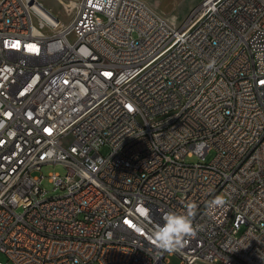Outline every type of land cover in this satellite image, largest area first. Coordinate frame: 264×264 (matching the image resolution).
<instances>
[{
  "label": "built area",
  "instance_id": "1",
  "mask_svg": "<svg viewBox=\"0 0 264 264\" xmlns=\"http://www.w3.org/2000/svg\"><path fill=\"white\" fill-rule=\"evenodd\" d=\"M39 6L0 0L23 14L0 36V264H264V0H199L180 25L143 0H74L56 39ZM189 202L197 235L156 249Z\"/></svg>",
  "mask_w": 264,
  "mask_h": 264
},
{
  "label": "rangeland",
  "instance_id": "2",
  "mask_svg": "<svg viewBox=\"0 0 264 264\" xmlns=\"http://www.w3.org/2000/svg\"><path fill=\"white\" fill-rule=\"evenodd\" d=\"M74 0H39L42 5L51 10L55 17L61 20V23L68 25L70 23L71 14L68 12V4ZM155 12L167 18L172 24L180 25L197 7L199 0H143ZM50 32V30H49ZM103 153L108 152L107 147L102 148ZM214 156V152L207 157L208 161ZM190 162H196V158L188 159ZM66 169L61 164H49L42 167L41 173L48 177L51 173L64 174ZM44 188L48 191L47 197L57 196L63 193L62 190H55L54 185L46 178ZM7 257L0 252V262H5ZM170 264H180V260L176 257H170Z\"/></svg>",
  "mask_w": 264,
  "mask_h": 264
},
{
  "label": "clouds",
  "instance_id": "3",
  "mask_svg": "<svg viewBox=\"0 0 264 264\" xmlns=\"http://www.w3.org/2000/svg\"><path fill=\"white\" fill-rule=\"evenodd\" d=\"M214 61L209 63L208 68H212ZM227 200L223 195L215 196L207 202L208 215H211L217 208H223ZM186 212H167L163 215V223L158 224L149 235V240L156 249L163 252L179 251L187 243V239L195 237L200 230L199 226H194L193 219L196 216L197 204L189 202L185 205Z\"/></svg>",
  "mask_w": 264,
  "mask_h": 264
},
{
  "label": "bare ground",
  "instance_id": "4",
  "mask_svg": "<svg viewBox=\"0 0 264 264\" xmlns=\"http://www.w3.org/2000/svg\"><path fill=\"white\" fill-rule=\"evenodd\" d=\"M39 0H33V5H40ZM42 5V4H41ZM32 18L34 24L49 23V39H56L68 35L70 23L64 25L58 17H55L49 10H42L41 6L32 9ZM17 21H23V14H13L12 9H1L0 23L5 24L0 28V36H13V26ZM19 48H27V38L18 40Z\"/></svg>",
  "mask_w": 264,
  "mask_h": 264
}]
</instances>
